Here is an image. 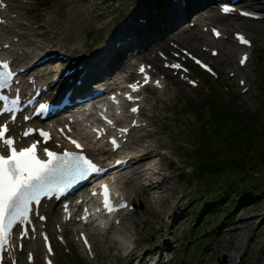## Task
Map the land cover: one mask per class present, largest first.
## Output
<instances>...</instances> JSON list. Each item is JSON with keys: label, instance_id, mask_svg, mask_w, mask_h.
Returning a JSON list of instances; mask_svg holds the SVG:
<instances>
[{"label": "rangeland", "instance_id": "374dc122", "mask_svg": "<svg viewBox=\"0 0 264 264\" xmlns=\"http://www.w3.org/2000/svg\"><path fill=\"white\" fill-rule=\"evenodd\" d=\"M183 1L188 15L179 22L175 20V11L170 9V0H164L163 9L148 0H29L28 12L50 11L53 14L50 25L53 37L57 39L58 34L62 35V51L74 52L77 48L84 52L83 59L91 57L96 45L112 41L127 21L133 23L134 44L140 51L144 50L131 59L130 68L128 58L117 54L114 62L119 64L107 78L119 73L125 74L127 80H133L137 75L128 73L134 71L141 61L154 64L156 77L165 78V91L153 86L144 90L140 116L146 119L153 104L158 103V94L168 98L165 102L159 101L155 118L157 127L150 137L155 146L160 145L172 154L161 156L162 166L168 168L166 172L169 174L162 202L156 206V211L143 212L146 208L140 192L141 183L121 184L122 191L134 204V208L123 213V217L136 222L138 239L144 251L153 247L162 251L160 261L152 264H264V134L253 133L256 135L247 137V134L233 130L230 121L223 120L218 130L213 123L214 110L220 108L227 111L229 120L236 114L241 121L253 122V116L264 132V0L257 6L240 1L249 11H257L261 15L259 19L235 14L220 16L209 24L224 29L225 37L219 40H223L221 46L205 44L191 31L183 32L187 26L192 30L202 29V26L195 25L197 13L210 9L218 13L219 1ZM201 1L207 3L199 6ZM149 7L151 12H148ZM71 8L72 23L67 26ZM137 20L144 23L138 24ZM209 25L204 26L203 31L211 37ZM236 31L245 32L252 45L237 44L232 59L227 61L223 52L232 47L229 39L235 40ZM213 46L219 50L217 55L211 54ZM182 48L210 61L216 74L202 70L190 60L185 62L190 70L185 79L182 72L177 70L175 73L165 67L159 51L170 55L169 62L182 61ZM242 51L250 54L244 67L238 61ZM155 57L159 61L154 60ZM189 78L195 79L197 84L189 83ZM241 80L249 87L245 92ZM139 132L134 129L132 135ZM210 189L212 195L217 193L215 210L199 219L196 203ZM243 189L261 194L233 210L236 200L231 206L228 201ZM221 191L230 197L219 203L218 193ZM231 209L233 211L229 212ZM59 223L54 224V230L58 229ZM67 228L70 236L67 244L62 241L63 254L72 264H87V256L93 252H86V257L81 253L83 247L77 240L80 228L75 229L72 223H68ZM39 261L38 264H42L41 259Z\"/></svg>", "mask_w": 264, "mask_h": 264}, {"label": "bare ground", "instance_id": "6f19581e", "mask_svg": "<svg viewBox=\"0 0 264 264\" xmlns=\"http://www.w3.org/2000/svg\"><path fill=\"white\" fill-rule=\"evenodd\" d=\"M242 1L248 5L257 6L258 2L262 0ZM28 3L29 0H0V55L3 58H10L16 68H28L19 75L20 82L18 85L22 94H26L29 90L32 91L33 88L46 85L50 87V90L47 92L41 91L40 98H54L58 93L62 94V92L69 89L74 94L81 95L89 87L97 85L95 81L110 78L107 77L119 64L118 62H114L117 54H122L126 57V60L128 58L127 65L130 68L131 59L140 55L141 51L144 50L143 48L140 51V49H137L139 46L134 44L136 33L132 28L135 25L133 23L129 24L127 21L120 33L112 37V41L109 40L106 45H96L91 52V57L88 59H83L82 53L84 52L77 48L74 49V52L68 50L62 51V35L58 34L57 39L53 37L50 26L53 14L51 15L50 11L45 13L40 12L39 14L29 13ZM206 3L205 1H201L199 6ZM170 4V9L175 11L176 22L187 17L186 2L183 0H170ZM259 7H262V5ZM253 14L258 15L259 13L254 12ZM72 16L73 9L71 8L66 19L67 26H70L72 23ZM196 16L195 25L202 26V29L197 28L198 30H192L190 26H187L183 32L191 31L193 36L202 39L205 44H218V46H221L223 40H219L225 37L223 35L224 29L221 28V31H223L222 36L219 39H215L212 35L210 37L208 33L203 31V27L216 21L220 16L226 15H221L219 11L217 13L215 9H210L205 12L201 10ZM137 23L143 24L144 21L137 20ZM209 28H211V25H209ZM229 43L232 47H227L223 52L224 59L227 61L232 59L234 48L237 47V42L234 39H229ZM213 48H216V46L211 47L210 50ZM243 53L240 52L239 61ZM154 60L159 61L156 57ZM140 63L136 64V68ZM237 67L240 68V66ZM237 67L236 71L239 72ZM65 69L72 71L68 72L67 76H64L62 73ZM131 73H136V69L129 72L128 75ZM56 76L59 79L54 82L53 80ZM75 77L82 78L80 85H77L74 80L71 81ZM125 78V74L118 73L113 78H110V80H107V84L120 88ZM156 78H158L157 81L161 84L159 90L165 91L167 85L165 78L163 76L155 77V85L157 82ZM167 99L160 94L156 96L158 103L153 104V108L151 107V112L146 119L140 118L138 120L139 127L135 129H138L140 132L136 135L130 134L122 142V148L115 154L116 156L126 157L125 166L117 174H114V178L112 179L117 191H119L118 195L120 196L124 193L122 191V183H131V185L141 183L140 192H142L146 208L143 212L146 213H148L147 211H156V206L162 202V193L167 188L166 181L169 178V174L166 172L168 168L162 166L163 161L161 160V156L165 153L168 155L172 154L160 145L155 146L150 138L157 127V120L155 121V118L159 101L165 102ZM78 115L79 120L75 122L73 132L84 140L86 144L85 150L98 161L111 159L110 162H114L115 158L111 157L113 152L106 142L102 139H97L89 133V123L92 122V118L93 120L95 118L90 115L84 118L81 112H78ZM125 117L126 113L122 111L121 119L124 121ZM132 118H135V116H132ZM4 120H7L9 123V134L19 136L21 145H27L34 138L31 135L23 136L22 130L28 125H40L38 119L24 122L20 116H17L15 120H10L6 115H0V122ZM52 121L53 118H50L47 124L50 126V123H53ZM131 121L132 119L127 124H122L121 126H130ZM66 123L71 124L68 118L57 120L53 125V132L56 136L49 144L57 145L56 141H60L62 145L58 147L64 145V140L57 133L58 126L65 128L64 125ZM83 192L84 189L79 193L83 194ZM124 196L128 198L126 194ZM80 197V194H77L74 198L70 195L66 198L78 199ZM61 202L62 200L54 199L42 200L40 212L46 213L47 220L44 222L38 219L36 215H33L36 218L34 221L35 229H30L28 236L20 237L19 232L12 234L10 248L5 252L4 256L8 264H12L15 258H17L16 264H38L40 259L42 264H45L44 259L47 256L53 259L54 264H72L67 259L68 256L63 254L62 240L64 238L67 244L70 236L67 225L63 223L67 222L75 225L76 222L72 221L76 219L74 218L75 215L69 220L64 219L65 213L62 212ZM75 208L76 204L71 202L70 209L74 211ZM59 222L64 227V230L60 233L56 232L53 227L54 224ZM99 223H101V220L97 224ZM97 224L89 225L88 223L84 224L80 222V226H82L81 230H86L89 234L91 250L93 252V255L89 254V257L87 256V264H152L155 261H160L162 251L159 247L149 248L145 251L142 248L134 220L128 221L127 218L122 217L120 220L113 221L107 230H99ZM61 235H63V238H61ZM45 236L49 237L52 241V253H49L44 248ZM58 238L60 239L58 240ZM20 243H22L21 250L19 248ZM12 245L14 248H12ZM30 252L34 254L33 261L28 259V253ZM86 252L88 253L87 250H81L84 257H86Z\"/></svg>", "mask_w": 264, "mask_h": 264}, {"label": "snow or ice", "instance_id": "6c2138e0", "mask_svg": "<svg viewBox=\"0 0 264 264\" xmlns=\"http://www.w3.org/2000/svg\"><path fill=\"white\" fill-rule=\"evenodd\" d=\"M222 11L228 13L231 10L225 7L222 8ZM242 14L249 15L247 12H243ZM212 32L217 37L221 35L216 29H212ZM237 38L242 44H250L248 40L239 34H237ZM247 59L248 57L245 55L240 60V63L244 64ZM196 62L200 63V61ZM166 66L175 69H181L182 67L179 64ZM0 67L3 68V71H0V88H6L10 83L13 72L8 70L9 64L7 62L0 64ZM139 71L143 74L145 72L144 67L142 66ZM184 71H187V69H184ZM149 80L150 78L145 75L144 83L147 84ZM189 82L194 83L192 81ZM156 85L160 86L159 81L156 82ZM140 86L142 85H139V82H137L130 84L129 88L135 92L139 90ZM126 95L129 101L138 99L134 98L131 94ZM7 99V96L0 95V101H6ZM12 103L15 104L16 101L14 100ZM138 110V107L131 108L133 113ZM4 111L12 112L13 110L5 104ZM11 118L15 120V116ZM24 119L27 120L29 117L25 116ZM108 123L111 124L112 121H108ZM133 124L135 125V121H133ZM60 131L63 133L64 129H60ZM119 131L126 134L128 130L121 128ZM8 132L9 125L0 122V153H2L0 154V249H4L10 244L14 227L22 237L27 236L28 230L21 226L31 223L30 214L37 215L40 220L46 219L44 215L40 214L42 198H54L55 192L64 191L65 182L70 183L72 179L77 177L84 178L89 173L101 171L91 159L77 152L65 149L62 154H59L45 147L43 148V154L46 158H41L37 155L36 143L17 148L13 138H5V134ZM39 134L42 137L51 139L50 134L45 131L41 130ZM24 135L27 136L29 133L25 132ZM67 138L75 148H82V145L76 140L71 139V137ZM111 143L114 148L119 147L114 137L111 139ZM116 163L121 164L124 161H116ZM108 196L107 187L104 186V206L112 210V204ZM47 239V236H45L46 243ZM84 242L87 245L86 239ZM48 251L51 253V245H48ZM28 259H32L31 254H29Z\"/></svg>", "mask_w": 264, "mask_h": 264}, {"label": "trees", "instance_id": "16d2710c", "mask_svg": "<svg viewBox=\"0 0 264 264\" xmlns=\"http://www.w3.org/2000/svg\"><path fill=\"white\" fill-rule=\"evenodd\" d=\"M148 1H153V3L157 7L161 8V9H163L164 3H165L164 0H148ZM151 10H152V8L149 7V11L148 12H151ZM155 18H156V16H155ZM226 112L227 111H223L220 108H215L214 113H213V123L215 124V129L216 130L219 129L221 122L223 120H226V121H230V123H231L230 125H231V128L233 130H235V131L237 130L239 133L241 132L243 134H247V137L248 136L252 137L253 135H256V134L257 135L264 134L263 130L259 127V123H256V120H254L253 116H252V121L253 122H250V121H247V120L245 121V119H243L241 121L239 115H236V114H234L231 117V120H229V117L227 118ZM231 112L232 111L230 110V113ZM253 133H256V134H253ZM212 193H213L212 189L207 190L206 195L203 196L202 199L197 201L196 208H197L198 214H199L197 218L200 219V218H202L203 215H207L209 213H212L215 210L214 207H216V206H214L215 205L214 200L216 199L217 193H214L213 195H212ZM218 194H219V203H222L225 199L230 197V195L228 196V194L225 193L224 191H221ZM260 194L261 193H259V191H256V190L243 189V190H240L238 193L233 194L232 200H229L228 203L231 206L233 201L236 200V202L232 205L233 206L232 209L234 210L238 206L246 204L247 201L253 200L255 197H257V195H260ZM199 202H201L200 206H199ZM217 207H218V205H217ZM232 209L229 212H232L233 211ZM228 213L225 214L224 219L227 218ZM199 219H198V222H200ZM202 222L198 223L196 232L201 227Z\"/></svg>", "mask_w": 264, "mask_h": 264}]
</instances>
